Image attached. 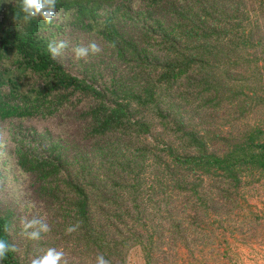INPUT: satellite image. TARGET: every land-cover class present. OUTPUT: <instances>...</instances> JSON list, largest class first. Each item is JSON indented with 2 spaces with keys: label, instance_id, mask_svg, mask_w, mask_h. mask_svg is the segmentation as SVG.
<instances>
[{
  "label": "trees",
  "instance_id": "1",
  "mask_svg": "<svg viewBox=\"0 0 264 264\" xmlns=\"http://www.w3.org/2000/svg\"><path fill=\"white\" fill-rule=\"evenodd\" d=\"M57 14L25 23L20 0H0V129L24 183L21 203L0 200L16 248L3 264L50 248L60 264L134 249L231 264L230 240L262 221L247 194L264 183V0H57ZM65 31L101 48L80 75L48 52ZM32 220L49 228L38 239Z\"/></svg>",
  "mask_w": 264,
  "mask_h": 264
},
{
  "label": "rangeland",
  "instance_id": "2",
  "mask_svg": "<svg viewBox=\"0 0 264 264\" xmlns=\"http://www.w3.org/2000/svg\"><path fill=\"white\" fill-rule=\"evenodd\" d=\"M54 21L61 24L62 19L58 14ZM55 30V28H54ZM58 40L67 42L68 47L63 50L62 54L57 59L67 68L72 74L80 75V67L78 60L73 51L72 37L69 31L58 35ZM33 128L36 132L42 133L45 128L52 129L41 123L23 124ZM8 126L0 129V200L3 202L16 201L21 203L24 197L23 177L18 173L14 166V157L10 153L13 146ZM248 204L247 213L258 215L261 218V225L258 226L257 238H248L246 241L241 239L230 240V257L231 264H264V183L257 189L249 191L247 194ZM24 204V203H22ZM240 238V237H239ZM128 264H145L139 249H134L129 258Z\"/></svg>",
  "mask_w": 264,
  "mask_h": 264
},
{
  "label": "clouds",
  "instance_id": "3",
  "mask_svg": "<svg viewBox=\"0 0 264 264\" xmlns=\"http://www.w3.org/2000/svg\"><path fill=\"white\" fill-rule=\"evenodd\" d=\"M20 8L23 12V20L28 23L35 19L43 20L46 24H52L57 16V0H20ZM68 47L64 40L53 41L48 44V52L53 59L59 57L63 50ZM77 59L88 57L90 54H96L101 51L100 46L95 42H90L86 46H77L73 49ZM38 226V227H37ZM25 229H36L29 231L28 236L31 239H38L41 232L49 230L48 225L41 220H32L25 223ZM74 229H68L73 231ZM16 251L14 245H11L6 239L0 238V264L7 258L10 252ZM64 253L50 248L42 256L32 259L31 264H60ZM96 264H109L103 255L96 257Z\"/></svg>",
  "mask_w": 264,
  "mask_h": 264
}]
</instances>
